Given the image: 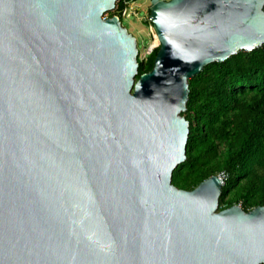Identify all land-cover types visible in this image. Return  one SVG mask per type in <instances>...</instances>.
I'll list each match as a JSON object with an SVG mask.
<instances>
[{"label":"water","instance_id":"1","mask_svg":"<svg viewBox=\"0 0 264 264\" xmlns=\"http://www.w3.org/2000/svg\"><path fill=\"white\" fill-rule=\"evenodd\" d=\"M120 0H0V264H264V207L186 162L190 80L264 45V0H151L139 76Z\"/></svg>","mask_w":264,"mask_h":264},{"label":"trees","instance_id":"2","mask_svg":"<svg viewBox=\"0 0 264 264\" xmlns=\"http://www.w3.org/2000/svg\"><path fill=\"white\" fill-rule=\"evenodd\" d=\"M137 1L121 0L118 10ZM159 50L138 58V78L153 70ZM184 116L190 123L187 160L174 172L173 185L193 191L226 173L220 211L264 207V45L213 63L191 79Z\"/></svg>","mask_w":264,"mask_h":264},{"label":"rangeland","instance_id":"3","mask_svg":"<svg viewBox=\"0 0 264 264\" xmlns=\"http://www.w3.org/2000/svg\"><path fill=\"white\" fill-rule=\"evenodd\" d=\"M121 1V0H120ZM125 2L126 0H122ZM169 1V0H167ZM150 2L151 0H139L127 3L124 11H114L105 17L111 18L112 15L122 18V24L127 31L137 39L139 50L138 58L145 59L151 48H157L160 44L155 29L150 22ZM226 147L222 146L221 152L225 153Z\"/></svg>","mask_w":264,"mask_h":264},{"label":"built area","instance_id":"4","mask_svg":"<svg viewBox=\"0 0 264 264\" xmlns=\"http://www.w3.org/2000/svg\"><path fill=\"white\" fill-rule=\"evenodd\" d=\"M155 50V48H151L148 52V55L146 56V58H148L149 55H151L153 53V51ZM145 58V59H146ZM223 183V185H225V181L227 180V174L226 173H221L217 176ZM241 206V205H240Z\"/></svg>","mask_w":264,"mask_h":264},{"label":"flooded vegetation","instance_id":"5","mask_svg":"<svg viewBox=\"0 0 264 264\" xmlns=\"http://www.w3.org/2000/svg\"><path fill=\"white\" fill-rule=\"evenodd\" d=\"M117 9H118V8H117ZM116 11H119V10H116ZM116 11H115V12H116ZM119 12L122 13L121 11H119ZM116 13H117V12H116ZM114 16H115V15H112L111 17H114ZM120 17H121V16H120ZM120 17H119V19L121 20L122 18H120Z\"/></svg>","mask_w":264,"mask_h":264},{"label":"clouds","instance_id":"6","mask_svg":"<svg viewBox=\"0 0 264 264\" xmlns=\"http://www.w3.org/2000/svg\"><path fill=\"white\" fill-rule=\"evenodd\" d=\"M118 4H119V3H118ZM117 8H118V5H117ZM117 8H116V9H117ZM117 10H118V9H117ZM159 46H160V45H159Z\"/></svg>","mask_w":264,"mask_h":264}]
</instances>
